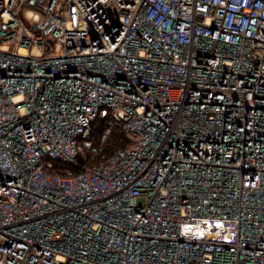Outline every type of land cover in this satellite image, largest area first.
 I'll return each mask as SVG.
<instances>
[{"label": "built area", "instance_id": "1", "mask_svg": "<svg viewBox=\"0 0 264 264\" xmlns=\"http://www.w3.org/2000/svg\"><path fill=\"white\" fill-rule=\"evenodd\" d=\"M0 264H264V0H0Z\"/></svg>", "mask_w": 264, "mask_h": 264}, {"label": "trees", "instance_id": "2", "mask_svg": "<svg viewBox=\"0 0 264 264\" xmlns=\"http://www.w3.org/2000/svg\"><path fill=\"white\" fill-rule=\"evenodd\" d=\"M106 120H99L98 127L99 130L96 131L95 135L97 136V141L101 142L100 137L103 135L105 129ZM129 143L128 137L123 133L122 129L115 127L112 134L109 136L108 140L105 142L104 151L99 155L98 159L95 161L89 162L87 165L89 167L99 164L102 161L103 157H109L111 154L117 150L125 147Z\"/></svg>", "mask_w": 264, "mask_h": 264}]
</instances>
